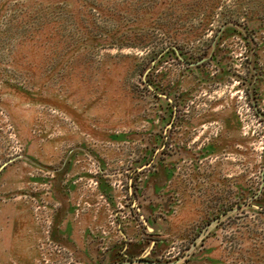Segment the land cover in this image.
Here are the masks:
<instances>
[{
  "label": "rangeland",
  "instance_id": "obj_1",
  "mask_svg": "<svg viewBox=\"0 0 264 264\" xmlns=\"http://www.w3.org/2000/svg\"><path fill=\"white\" fill-rule=\"evenodd\" d=\"M0 264H264V0H0Z\"/></svg>",
  "mask_w": 264,
  "mask_h": 264
}]
</instances>
